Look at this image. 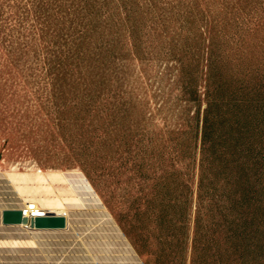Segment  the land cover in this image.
<instances>
[{
    "label": "rangeland",
    "instance_id": "374dc122",
    "mask_svg": "<svg viewBox=\"0 0 264 264\" xmlns=\"http://www.w3.org/2000/svg\"><path fill=\"white\" fill-rule=\"evenodd\" d=\"M6 174L0 264H264V0H0Z\"/></svg>",
    "mask_w": 264,
    "mask_h": 264
},
{
    "label": "water",
    "instance_id": "95a60500",
    "mask_svg": "<svg viewBox=\"0 0 264 264\" xmlns=\"http://www.w3.org/2000/svg\"><path fill=\"white\" fill-rule=\"evenodd\" d=\"M19 208L4 209L2 212V223L5 226H27L32 230H65L67 218L61 215L47 214L46 216L31 218L29 221L24 218Z\"/></svg>",
    "mask_w": 264,
    "mask_h": 264
},
{
    "label": "crops",
    "instance_id": "0c3cea01",
    "mask_svg": "<svg viewBox=\"0 0 264 264\" xmlns=\"http://www.w3.org/2000/svg\"><path fill=\"white\" fill-rule=\"evenodd\" d=\"M6 177H7L6 178L7 182L3 184L2 183L3 176L0 175V185L6 187V196L4 199H2V200H5L6 205L0 208V234L8 236V234L11 232L14 226L3 225L2 212L4 209H14V208H18V206L13 205L14 203V184L11 182L7 174H6Z\"/></svg>",
    "mask_w": 264,
    "mask_h": 264
},
{
    "label": "built area",
    "instance_id": "2783aa9c",
    "mask_svg": "<svg viewBox=\"0 0 264 264\" xmlns=\"http://www.w3.org/2000/svg\"><path fill=\"white\" fill-rule=\"evenodd\" d=\"M35 203L34 202H26V204H20L19 206H18V208L21 210V214H22V216H24V218H26L28 221L31 219V218H35V217H37V216H35V215H33V213H32V210L35 208ZM29 213H31V214H29ZM27 225H29V222H28V224Z\"/></svg>",
    "mask_w": 264,
    "mask_h": 264
},
{
    "label": "bare ground",
    "instance_id": "6f19581e",
    "mask_svg": "<svg viewBox=\"0 0 264 264\" xmlns=\"http://www.w3.org/2000/svg\"><path fill=\"white\" fill-rule=\"evenodd\" d=\"M41 217H43V216H41ZM21 226H23V225H21ZM30 229V228H29ZM32 230V229H31Z\"/></svg>",
    "mask_w": 264,
    "mask_h": 264
}]
</instances>
